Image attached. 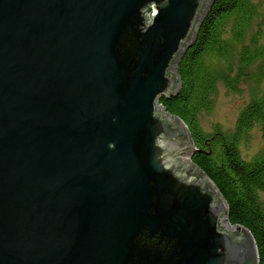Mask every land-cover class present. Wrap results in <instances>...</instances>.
<instances>
[{
  "label": "water",
  "instance_id": "obj_1",
  "mask_svg": "<svg viewBox=\"0 0 264 264\" xmlns=\"http://www.w3.org/2000/svg\"><path fill=\"white\" fill-rule=\"evenodd\" d=\"M215 0H0V264H259L158 102Z\"/></svg>",
  "mask_w": 264,
  "mask_h": 264
},
{
  "label": "trees",
  "instance_id": "obj_2",
  "mask_svg": "<svg viewBox=\"0 0 264 264\" xmlns=\"http://www.w3.org/2000/svg\"><path fill=\"white\" fill-rule=\"evenodd\" d=\"M258 15L254 0H215L197 36L178 63L181 87L162 97V105L188 128L196 150L192 162L215 183L225 198L231 225L246 226L256 240L259 264H264V151L246 160L240 143L259 125L264 133V91L240 112L233 132L220 125L206 131L201 115L214 108L218 86L239 93L240 84H264V41L258 31L246 43Z\"/></svg>",
  "mask_w": 264,
  "mask_h": 264
},
{
  "label": "rangeland",
  "instance_id": "obj_3",
  "mask_svg": "<svg viewBox=\"0 0 264 264\" xmlns=\"http://www.w3.org/2000/svg\"><path fill=\"white\" fill-rule=\"evenodd\" d=\"M254 2L257 5L258 15L247 33L246 43H249L250 36L258 31L262 32V41H264V0H254ZM240 89L239 93H233L223 84L218 86L213 110L201 115V124L204 130L210 132L215 126L220 125L224 130L233 132L240 112L255 95L264 91V84L259 85L255 80H250L241 83ZM240 149L246 160L251 159L258 152L264 151V133L259 125L254 126L249 131V135L241 141ZM260 196L264 202V193Z\"/></svg>",
  "mask_w": 264,
  "mask_h": 264
},
{
  "label": "bare ground",
  "instance_id": "obj_4",
  "mask_svg": "<svg viewBox=\"0 0 264 264\" xmlns=\"http://www.w3.org/2000/svg\"><path fill=\"white\" fill-rule=\"evenodd\" d=\"M159 102H160V100H159ZM159 102H158V103H159ZM159 104H160V103H159Z\"/></svg>",
  "mask_w": 264,
  "mask_h": 264
}]
</instances>
